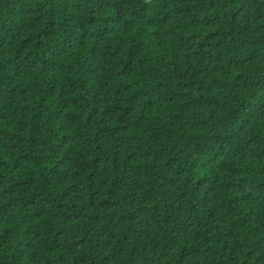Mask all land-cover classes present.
Masks as SVG:
<instances>
[{
    "label": "trees",
    "instance_id": "1",
    "mask_svg": "<svg viewBox=\"0 0 264 264\" xmlns=\"http://www.w3.org/2000/svg\"><path fill=\"white\" fill-rule=\"evenodd\" d=\"M0 264H264V0H0Z\"/></svg>",
    "mask_w": 264,
    "mask_h": 264
}]
</instances>
